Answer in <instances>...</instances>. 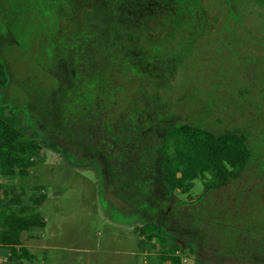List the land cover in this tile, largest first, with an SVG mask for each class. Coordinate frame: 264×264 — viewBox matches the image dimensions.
<instances>
[{
  "label": "rangeland",
  "instance_id": "rangeland-1",
  "mask_svg": "<svg viewBox=\"0 0 264 264\" xmlns=\"http://www.w3.org/2000/svg\"><path fill=\"white\" fill-rule=\"evenodd\" d=\"M196 1L0 0V61L8 70L0 106L43 146L27 177L0 170V219L8 191L21 188L23 204L46 219L45 227L22 233L34 256L23 264H176L170 256L178 249L190 264H264V0H231L237 20L223 1L201 0L181 22L169 14L164 27L153 24L149 4L158 18L164 6L168 12ZM224 22L228 30L220 31ZM178 24L183 31L171 34ZM84 28L99 35L69 56L63 41ZM76 72L95 88L80 89ZM128 84L129 102L120 95ZM80 92L85 102L77 101ZM186 122L238 132L251 159L226 186L205 191L208 178H198L189 194H176L181 203H161L167 232L158 230L141 250L138 240L152 234L143 232L147 217L135 209L153 213L156 204L143 182L148 158L137 151L154 150L167 127ZM168 152L174 156L171 142ZM156 182L153 197L161 200L165 191Z\"/></svg>",
  "mask_w": 264,
  "mask_h": 264
},
{
  "label": "trees",
  "instance_id": "trees-1",
  "mask_svg": "<svg viewBox=\"0 0 264 264\" xmlns=\"http://www.w3.org/2000/svg\"><path fill=\"white\" fill-rule=\"evenodd\" d=\"M158 1L159 0H155L154 3L156 4ZM220 1H223V7L227 9L230 18L235 20H237L238 17L240 18L241 14L237 12V9L234 10V8L230 6L231 0ZM199 2H201V0H197L193 6L185 7L171 5L170 11L168 12L166 11V6H164L163 11L165 12L158 18L157 14L159 13L157 9L152 6L153 3L149 4L151 7L149 13H153L156 16L153 24L162 28L166 25V17L169 14L174 17L171 19L172 21L181 22L182 13L185 10L192 11L196 4L199 5ZM176 8L181 10V15H175ZM107 10L108 14L111 16L112 10L108 8ZM92 19L93 18L91 17L89 22H92ZM110 21L111 20L108 21V19H106L104 22L105 30H109L111 26ZM231 21L233 20H230L228 26L231 25ZM218 29L220 31L228 30L227 23L224 22L223 25H219ZM83 30V34H69L70 37H66V40L63 41L68 50L72 52H69V56L73 53V55L77 56V50L86 44V37H89L91 43V39H94L99 35L95 32L89 33L85 28ZM178 30L183 31V25L180 26L178 24L172 26L171 34H177L176 32ZM129 35L132 36L133 39L134 34ZM126 36L127 34H124L118 44H121L122 50H125L126 48L128 49V40H126ZM106 49L109 50L108 48ZM122 52L125 53L124 51ZM126 56H129V54ZM72 61L75 62V58H73ZM110 62V59L107 57L106 63L110 64ZM76 67L77 71H79L78 65H76ZM76 75L80 81V89L85 88L84 91L87 92L88 88L89 91L95 88H92L90 83L86 84L85 79L79 72H76ZM7 78V67L0 61V85L4 86L7 82ZM102 80L107 82L106 76H102ZM131 89H133L131 84L122 88L120 95H122L123 101L126 100L129 102L134 99L133 91L129 92ZM75 90L76 93L79 92V89ZM82 93L84 92H80L76 95L78 97V102ZM85 100L86 97L81 99L79 103H82L83 101L85 102ZM125 106L126 105H123V107ZM127 111L131 113V115L134 113V117L138 113L134 112L132 107L131 109L127 108ZM160 139V143L155 145L154 150L152 147L144 148L141 152L137 151L138 154L144 152V157L148 158V163L146 165L148 170L143 174L145 178L143 182L144 185H147L146 179H148L149 187H151L152 191L149 203L152 202L153 204H156L153 213L149 210L146 211L145 208L135 209V211L141 213V217H147L148 221L143 225V229L145 228L143 232L152 234L148 235L144 240H138V247L141 250H144L148 245L147 243L158 236V230L167 232V228L160 223L162 222V220H160L161 212L160 210H157V208L162 205L161 203H171L172 200L181 203V201L177 199L176 194H189L194 187V181L198 178H208V180L204 182L205 191H213L226 186L231 180L241 176L246 169L252 154V150L246 138L236 131L228 130L217 133L206 127L187 122L167 127L163 131ZM124 140L128 143L126 136H124ZM170 142L173 145L174 156L168 152V145ZM42 149L43 146L41 141L37 138L25 135L23 131L17 128L15 119L4 116L3 107L0 106V170L3 174L20 178L27 177L30 169L36 165L38 158L42 155ZM63 150L65 151V149ZM123 151L127 154L130 150L124 148ZM152 155L156 157L154 163L151 161ZM161 155L162 158L160 159ZM131 160L136 162L133 160V156ZM145 161L141 158L139 164ZM156 165H159V176L155 173V170L157 169V167H155ZM156 177L157 179L159 178L165 191V195L164 197H161V200H156L153 197L154 189L158 187ZM135 185L137 188L138 184L136 183ZM36 189L40 190L42 189V186H37ZM8 194L10 195V198H8L5 205L7 213L3 219H0V247L7 248L9 251V257L8 262L0 264H23V259L32 260L34 256L31 255L25 247L21 246L22 233L35 227L43 228L45 227L46 222L45 218L40 214L36 207L28 210L29 208L23 204V197L26 196L24 189L21 188L18 192L10 190L8 191ZM46 198L47 195L41 194L39 195L38 202L42 203ZM171 258H173L174 262L176 261L174 257Z\"/></svg>",
  "mask_w": 264,
  "mask_h": 264
},
{
  "label": "built area",
  "instance_id": "built-area-1",
  "mask_svg": "<svg viewBox=\"0 0 264 264\" xmlns=\"http://www.w3.org/2000/svg\"><path fill=\"white\" fill-rule=\"evenodd\" d=\"M170 257H174L176 258V264H190L189 259H187L183 253L181 249L178 250H174L173 254ZM146 263L148 262V260H145Z\"/></svg>",
  "mask_w": 264,
  "mask_h": 264
},
{
  "label": "crops",
  "instance_id": "crops-1",
  "mask_svg": "<svg viewBox=\"0 0 264 264\" xmlns=\"http://www.w3.org/2000/svg\"><path fill=\"white\" fill-rule=\"evenodd\" d=\"M3 175H6V174H3ZM6 176H11V175H6ZM45 222H46V219H45ZM46 226V225H45ZM35 229H40V228H38V227H35V228H32L31 230H35ZM30 230V231H31ZM24 232H26V231H24ZM29 232V231H28ZM33 233V232H32ZM21 242H22V244H21V246L22 247H25L28 251H29V253L31 254L32 253V251H31V249H30V247H29V245H25L24 243H23V241L21 240ZM2 249H5V247L4 248H2ZM7 249V248H6ZM1 252V251H0ZM8 254H9V251H8ZM33 254V253H32ZM31 254V255H32ZM16 264V263H15Z\"/></svg>",
  "mask_w": 264,
  "mask_h": 264
}]
</instances>
